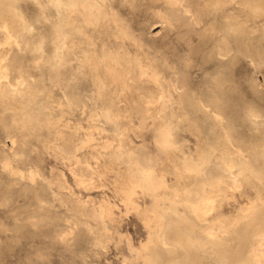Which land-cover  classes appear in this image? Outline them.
Segmentation results:
<instances>
[{"label":"rangeland","instance_id":"rangeland-1","mask_svg":"<svg viewBox=\"0 0 264 264\" xmlns=\"http://www.w3.org/2000/svg\"><path fill=\"white\" fill-rule=\"evenodd\" d=\"M99 2L106 15L90 23L67 0H0V264L237 263L250 239L238 215L264 196V0ZM88 53L131 59L111 84L119 115ZM141 91L153 110L132 107ZM176 160L197 171L183 176ZM144 167L165 183L155 211ZM229 177L238 185L205 193L207 221L186 205L195 191L172 185L199 190ZM217 216L236 231L205 233Z\"/></svg>","mask_w":264,"mask_h":264},{"label":"bare ground","instance_id":"bare-ground-1","mask_svg":"<svg viewBox=\"0 0 264 264\" xmlns=\"http://www.w3.org/2000/svg\"><path fill=\"white\" fill-rule=\"evenodd\" d=\"M99 1H103V0H67V4L69 5V7L71 9H73L74 11L75 10H79L81 11L86 20L90 23H97V22H100L102 20V18L106 15V12L103 10V7L100 5L101 2ZM169 2L170 5L174 6L177 4V0H167ZM108 3V2H107ZM106 3V4H107ZM46 4V2L44 3ZM48 4V3H47ZM102 4V3H101ZM43 4H41L42 6ZM49 6V5H47ZM46 6V7H47ZM110 6V5H109ZM112 6V5H111ZM169 6V5H168ZM44 7V6H42ZM45 7V8H46ZM236 7V6H235ZM48 8V7H47ZM47 10V9H46ZM110 10V9H108ZM113 12V10H112ZM66 13V12H65ZM202 14V13H201ZM52 15V14H51ZM168 15V14H167ZM64 16V15H63ZM114 16V15H113ZM24 17V16H23ZM67 18V17H66ZM57 19V18H56ZM84 19V18H83ZM111 20V19H110ZM117 20V19H116ZM111 22V21H109ZM118 22V21H117ZM141 22V21H140ZM114 23V22H113ZM49 24V23H48ZM64 24V23H63ZM105 24V23H104ZM125 24V23H124ZM89 25V24H88ZM116 25V24H115ZM82 26V25H81ZM6 27V26H5ZM2 28V27H1ZM49 28V27H48ZM80 28V27H79ZM115 28V27H114ZM7 29V28H6ZM54 29V28H53ZM53 29H51L53 31ZM86 29V28H85ZM84 29V30H85ZM127 29V28H126ZM5 30V29H4ZM87 30V29H86ZM85 30V31H86ZM119 30V29H118ZM84 31V32H85ZM90 31V30H89ZM97 32V31H96ZM51 33V32H50ZM98 33V32H97ZM104 33V32H103ZM227 33V32H226ZM225 33V34H226ZM68 34H71V33H68ZM74 34V33H73ZM91 34V33H90ZM119 34V33H118ZM14 35V34H13ZM89 35V34H88ZM104 35V34H103ZM12 35L10 33H8V37H11ZM90 36V35H89ZM15 37V36H14ZM121 37V36H120ZM134 37V36H133ZM240 37V36H239ZM246 37V35H245ZM51 38V37H50ZM232 38V37H231ZM105 39V38H104ZM107 39V37H106ZM110 39V38H109ZM241 39V37H240ZM246 39V38H245ZM245 39H244V42H245ZM101 40V39H100ZM233 40V39H232ZM238 40V39H236ZM242 40V39H241ZM1 41V39H0ZM113 41V40H112ZM52 42V41H50ZM96 42V41H95ZM240 42V40H239ZM20 43V42H19ZM97 43V42H96ZM99 43V42H98ZM110 43V42H109ZM235 43V41H234ZM114 44V43H113ZM123 44V43H122ZM131 44V43H130ZM238 45V43H236ZM110 45V44H109ZM128 45V44H127ZM245 45V43H244ZM244 45L241 44L242 47H244ZM21 46V45H20ZM103 46V45H102ZM129 46V45H128ZM115 47V46H114ZM130 47V46H129ZM65 48L67 49L68 53L67 54H70L71 53V50L69 49V46L67 45V43L65 44ZM117 48V47H116ZM52 49V48H51ZM242 49V48H241ZM129 50V49H128ZM244 50V49H243ZM123 51V50H122ZM130 51V50H129ZM60 52V51H59ZM131 52V51H130ZM114 53V52H113ZM117 54V53H116ZM136 54V53H135ZM119 55V54H118ZM130 55V53L128 54ZM127 55V56H128ZM220 55V54H219ZM140 56V54H139ZM138 56V57H139ZM135 57V55H134ZM129 57H121V56H115L113 54L110 53V55H95V54H86L84 55L83 59L85 61V63L87 64V66H90L91 68V73L93 74V76L96 78V83L98 84L99 86V89H100V92L104 98V103H105V106L106 108L113 114L115 115H119L123 110H124V106H121L120 103H117V99L120 97H118V91H116L115 88H113L111 86V84H113L114 82H118L119 80H121V75L119 74V68L117 67L118 65H123L121 67H124V65H127V63L129 62ZM2 59V58H1ZM4 59V58H3ZM2 59V60H3ZM140 58H138L139 60ZM143 59V58H142ZM5 60V59H4ZM3 60V61H4ZM131 60V59H130ZM140 61V60H139ZM58 62V61H57ZM136 62V60H135ZM82 63V62H81ZM131 63V62H130ZM138 63V62H137ZM104 65L106 67V72L105 73H101L99 71L100 67ZM136 65V64H135ZM140 65V64H139ZM148 65V64H147ZM78 66V65H77ZM128 66V65H127ZM137 66V65H136ZM153 66V65H152ZM120 67V68H121ZM89 68V67H88ZM89 68V69H90ZM128 68V67H127ZM126 68V69H127ZM143 68V67H142ZM2 69V68H1ZM119 69V70H118ZM140 69V68H138ZM130 70V69H129ZM152 71V70H150ZM5 70H2L0 71V76L1 74H4ZM89 72V71H88ZM136 72V71H135ZM90 73V72H89ZM134 73V71H133ZM142 73V72H141ZM8 75V74H7ZM80 75V74H79ZM136 75V73H135ZM135 75L134 74H131V77L133 80H135ZM142 75V74H141ZM90 76V75H89ZM147 76V75H146ZM163 76V75H162ZM2 77V76H1ZM68 77V76H67ZM137 77V76H136ZM91 78V77H90ZM145 78V77H144ZM139 79V78H138ZM143 80V79H141ZM136 81V80H135ZM149 81V80H148ZM151 81H154V82H157V77L155 75H153V77L151 78ZM161 81V80H160ZM124 82V81H123ZM126 82V81H125ZM163 83V82H162ZM39 87V86H38ZM96 87V86H95ZM128 87L130 88V90L134 93L136 92V90H138L139 88L136 86V84L134 82H130V84L128 85ZM79 88V87H78ZM126 90V89H125ZM129 90V91H130ZM140 90V89H139ZM121 91L123 92V90L121 89ZM151 91V90H150ZM155 91V90H154ZM217 91V90H216ZM27 92V91H26ZM97 92V91H96ZM99 92V91H98ZM139 93V96H138V99L137 100H134V104H133V108H137L138 110H141L143 113L145 111H149L151 110V106L149 105L153 100L151 99V97H149L150 95L149 94H144V92H138ZM162 93V92H161ZM151 94V93H150ZM36 95V94H35ZM120 95V94H119ZM125 95V93H124ZM63 96V94H62ZM96 96V95H95ZM156 96V95H155ZM126 97V95H125ZM161 95L158 94V98H160ZM163 98V97H162ZM120 99V98H119ZM134 99V98H133ZM162 100V99H161ZM158 101V100H157ZM160 101V100H159ZM35 103V102H34ZM144 103H147V105H144ZM154 103V102H153ZM159 103V102H158ZM159 105V104H158ZM161 105V104H160ZM42 106V105H41ZM40 106V107H41ZM68 106V105H67ZM160 107V106H159ZM39 109V108H38ZM30 110V109H28ZM35 110V109H34ZM134 110V109H133ZM153 110V109H152ZM31 111V110H30ZM29 111V113H30ZM43 111V110H42ZM41 111V112H42ZM63 111V110H62ZM153 114L155 111H152ZM15 113V112H14ZM25 113V111H24ZM127 113V112H126ZM148 113V112H147ZM157 113V112H156ZM33 114V113H32ZM41 114V113H40ZM46 114V113H45ZM130 114V113H129ZM152 114V113H151ZM160 114V113H159ZM27 115V114H26ZM30 115V114H29ZM34 116V115H33ZM151 116V115H150ZM23 117V116H22ZM21 117V118H22ZM50 117V116H49ZM114 117V116H113ZM24 118V117H23ZM130 118V117H129ZM159 118V117H158ZM28 119V118H27ZM50 119V118H49ZM49 119H48V122H49ZM25 120V118H24ZM117 120V119H116ZM119 120V119H118ZM16 121V120H15ZM120 121V120H119ZM132 121V120H131ZM156 121V120H155ZM24 122V121H23ZM122 122V121H121ZM26 123V122H25ZM124 124H126L124 121H123ZM122 123V124H123ZM157 123V122H156ZM24 124V123H23ZM58 124V123H57ZM154 124V123H153ZM152 125V124H151ZM158 125V124H157ZM61 127V126H60ZM129 127V126H128ZM156 127V125H155ZM40 128V127H39ZM123 128V127H122ZM128 128H126L127 130ZM154 130V128H152ZM20 131V130H19ZM125 131V130H124ZM155 131V130H154ZM54 132V130H53ZM51 132V133H53ZM34 133V132H33ZM43 133V132H42ZM62 133V132H61ZM25 134L27 135V132H25ZM29 134V133H28ZM127 134V133H126ZM125 134V135H126ZM155 134V132H154ZM25 135V136H26ZM41 135V134H39ZM55 135V134H54ZM68 135V134H67ZM153 135V133H152ZM159 135V134H158ZM154 136V135H153ZM57 137V136H56ZM25 138V137H24ZM58 138V137H57ZM56 138V139H57ZM126 138V137H124ZM92 139V138H91ZM157 142L158 143H161V142H164L165 141V138H162L161 136H157ZM123 141H126V140H123ZM111 142V141H110ZM125 143V142H124ZM123 143V144H124ZM156 143V142H155ZM127 144L129 145L130 148H133L134 145L131 144V141H128ZM139 144V143H138ZM142 144V143H141ZM140 144V145H141ZM146 144V143H145ZM157 144V143H156ZM125 145V144H124ZM144 146V144H143ZM146 146V145H145ZM113 148V147H112ZM146 148V147H145ZM150 149V148H149ZM132 150V149H131ZM179 150V149H178ZM156 151V150H155ZM154 151V153H155ZM134 152V151H133ZM151 152V151H149ZM153 152V151H152ZM160 152V151H159ZM157 153V152H156ZM224 153V152H223ZM70 154V153H69ZM153 154V153H152ZM173 154V153H172ZM63 155V154H62ZM74 156V155H73ZM157 157V156H156ZM245 157V156H244ZM168 159V158H167ZM231 159V158H229ZM236 159V158H235ZM159 160V159H158ZM171 160V158H170ZM10 161V160H9ZM169 161V160H168ZM177 161V160H176ZM133 162V161H132ZM171 161H169L170 163ZM232 162V161H231ZM7 164V163H6ZM175 166L178 167V169L181 171L180 173H183V174H180V175H183V176H188L186 175L187 173L191 174L195 171H197V167L192 164L191 162H184V163H180V162H176V163H173ZM132 165V164H131ZM161 167V166H159ZM172 167V166H171ZM234 167V166H233ZM134 168V167H133ZM142 168V167H141ZM173 168V167H172ZM176 168V167H174ZM160 169V168H158ZM163 169V167L161 168ZM166 170V169H165ZM199 170V169H198ZM174 171V170H172ZM33 172V171H31ZM30 172V173H31ZM170 172V171H169ZM35 173V172H34ZM256 172H254L253 170H250V172L248 173L249 176H252V175H255ZM23 174V173H22ZM143 174H144V177H145V180L147 182V188L149 190V192L155 196V205H154V211L156 210V208L158 207L159 205V198L162 197V194H161V191L160 189L165 185V183L163 182H155L153 181L152 179V168L151 167H144L143 168ZM246 174V175H248ZM29 175V174H28ZM241 175V174H240ZM244 175V173H243ZM192 176V175H191ZM190 176V177H191ZM181 177V176H180ZM183 178V177H182ZM227 178V177H226ZM231 178V177H229ZM243 178V176H242ZM220 179V178H219ZM222 179V178H221ZM254 179H257V178H254ZM253 179V180H254ZM32 180V179H31ZM259 180V179H258ZM78 181V180H77ZM83 181V180H82ZM131 181V180H130ZM192 181L194 182V180L192 179ZM239 181H242V180H239ZM186 182V181H185ZM187 182H190V181H187ZM222 182H227V183H231L233 185H238V179L237 178H231L230 180H226V179H223V180H218L216 182H213V181H209L207 182L201 189L199 190H194L192 188V184L190 182V186L188 184H182L181 181H179V183L175 182V183H171L173 186L174 184L177 186L178 190H193L195 191V194L197 195V198L196 199H192L190 198V200H187L186 201V205L190 208V212L193 213V215L198 219V220H201V221H207L209 220V217H208V212L210 209H212L214 207V200L210 199V195H207L205 193H210L211 191H214V190H220L221 188V183ZM254 182V181H253ZM252 182V183H253ZM251 183V184H252ZM169 184V183H168ZM170 185V184H169ZM241 185V183H240ZM255 185H261V181L259 182L258 181V184L256 183ZM171 187V186H170ZM175 187V186H174ZM232 187V186H231ZM263 187V186H262ZM257 188V187H256ZM264 188V187H263ZM235 189V188H234ZM132 188L130 187V190L127 192L128 195L132 194ZM258 191V189H257ZM134 192V190H133ZM147 193V192H145ZM150 194V195H151ZM258 195H260L258 193ZM126 196V195H125ZM132 197V196H131ZM264 197V196H263ZM263 197H259L255 200V198L253 199L252 198V201L255 200L252 204V206H250V208L248 209L247 212H241L239 215H238V224H243L244 225V228H243V232L245 234H247V236L249 235L250 236V239H248L247 243H248V249H247V253L245 255V257L241 258L237 263L235 264H264V198ZM213 198V197H212ZM130 199V198H129ZM131 200V199H130ZM169 200L171 202V204H176L178 202H181L182 199L179 198V196L176 194L175 196H170L169 197ZM129 201V200H128ZM132 201V200H131ZM135 205V201L133 200L132 201ZM223 202V201H222ZM221 203V202H220ZM131 204V203H129ZM138 204V203H137ZM251 205V204H250ZM134 208H136L134 206ZM103 209V208H102ZM102 211V210H101ZM139 211V210H138ZM109 212V211H108ZM107 212V213H108ZM111 212V211H110ZM144 213V212H143ZM154 213V212H153ZM112 214V212L110 213ZM105 215H106V212H105ZM113 215V214H112ZM145 215V214H144ZM146 216V215H145ZM105 218V217H104ZM155 218L158 220V221H163L162 220V217L160 215H157L155 214ZM154 220V219H153ZM146 221V220H145ZM148 221V220H147ZM213 222H215L216 224L214 223H210V224H207L205 226V233L209 234L211 237L215 238V240H219L220 239V235L221 233H226V232H233V231H236V229L232 228L231 226L227 225L226 223L223 222V220L217 216L215 218V220H213ZM160 229V228H159ZM238 231V230H237ZM196 234V233H194ZM159 242L162 243V244H168V241L166 239V236H165V230H162V232L159 234ZM190 243H191V240H190ZM197 245V244H196ZM195 245V246H196ZM200 246V245H199ZM147 247V245H146ZM209 249V248H207ZM210 250V249H209ZM213 251V250H212ZM203 252L201 251V254ZM212 253V252H211ZM149 255V254H148ZM146 256V255H145ZM209 256V255H208ZM220 257V256H219ZM218 257V258H219ZM209 258V257H208ZM212 258V257H211ZM218 258H213V260H218ZM222 260V258H219ZM212 260V261H213ZM214 260V261H215ZM220 260V261H221ZM213 261V262H214ZM218 261H216L217 263ZM222 262V261H221ZM144 264V263H143ZM148 264H160L159 262H154V263H148ZM226 264H234V263H226Z\"/></svg>","mask_w":264,"mask_h":264}]
</instances>
